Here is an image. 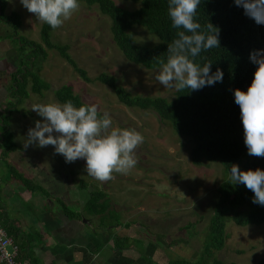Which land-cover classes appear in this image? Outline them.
<instances>
[{"label":"rangeland","instance_id":"obj_1","mask_svg":"<svg viewBox=\"0 0 264 264\" xmlns=\"http://www.w3.org/2000/svg\"><path fill=\"white\" fill-rule=\"evenodd\" d=\"M114 1L128 10L141 7V3L130 0ZM7 4L6 15L17 13L20 19L18 27V21L15 24L12 20L0 21V61L10 58L14 62L12 65L1 63L7 67L5 72L8 74L0 73V86L5 89L7 86V90L12 92L17 73L10 74L12 67L19 70L22 66L30 72L26 70V88H22L21 83L17 99H5V115L3 118L0 115V132L6 121L18 145V153L13 157L15 162L11 156L6 157L4 165L8 177L3 176L4 183L10 186L8 181L14 172L30 176L37 185L42 181L50 184L66 182L70 197L77 196L80 203L65 202L72 212L83 213L82 221L87 223V232H91V216L86 213V203L94 192H102L103 200L109 201L111 208L102 218L93 220V228L103 232L120 224L121 228L128 227L134 231L125 238L117 236V249L123 251L130 246L135 249L133 255L130 254L131 259L141 257L142 263L146 264L168 263L170 259H175V262L187 259L199 264L208 243L218 189L231 177V172L220 162L206 160L201 166L195 165L192 161L194 142L190 138L176 133L155 112L130 108L121 103L109 85L99 81L86 82L59 50L49 49L44 44L41 33L44 22L24 9L19 0H7ZM79 5L70 19L52 30L54 44L68 45L78 65L92 78L103 73L112 74L119 84L135 95L174 97L176 88H165L155 80L158 69L149 70L125 56L113 40L112 19L103 14L98 5L90 6L86 2H79ZM133 32L139 45L153 46L160 42L156 35L142 26H135ZM40 45L46 48V53L37 50ZM36 76L40 84L49 83L51 89L35 91ZM66 85L73 86L85 103L96 105L98 112H107L113 128L135 129L143 135V142L135 150L137 163L133 168L126 173H113L112 179L102 182L87 174L85 160L66 163L51 145L40 148L31 144L25 147L29 130L35 127L36 121L42 120L31 109L32 105L63 104L57 99L56 91ZM36 177L41 180H35ZM2 193L8 195V207L12 209V202L18 199L10 200L15 196L11 190L7 193L2 190ZM28 208L35 206L30 204ZM224 208L230 212L228 205ZM41 232L42 228L35 224V234ZM227 234L225 247L209 252L203 264H213L216 260L222 264H257L264 257V223L243 227L231 220L228 221ZM152 248L153 258L150 259L148 254Z\"/></svg>","mask_w":264,"mask_h":264},{"label":"trees","instance_id":"obj_2","mask_svg":"<svg viewBox=\"0 0 264 264\" xmlns=\"http://www.w3.org/2000/svg\"><path fill=\"white\" fill-rule=\"evenodd\" d=\"M141 3V7L128 10L119 6L114 0H79L90 6L98 5L101 12L112 19V37L125 56L133 63L149 70L159 69L161 62H166L168 46L178 38L179 31L172 26L168 12V0H130ZM7 0H0V20H12L19 25L20 16L17 13L7 16ZM197 22L206 28L213 24L219 30L220 46L202 51L196 62L203 66L211 62V71H223V81L213 86H206L201 90H177L172 99L163 96L135 95L118 83L114 75L103 73L96 78L89 76L81 68L69 52L68 45L57 46L51 39L53 28L43 23L41 28L44 44L49 49H57L61 56L67 60L86 82L99 81L109 85L118 96L121 103L130 108H139L155 112L163 122L173 127L179 135L190 138L194 142L192 161L201 166L204 161L220 162L229 172L233 165H238L241 170L264 169V157L249 156L244 143V128L240 116V107L234 101V91L239 88L247 90L251 84L257 65L249 57L254 50L264 49V25H258L253 19L244 14L241 7L234 4V0H201L197 9ZM15 24V23H14ZM142 26L156 35L160 42L153 46L139 45L136 43L133 29ZM37 50L46 53V48L40 45ZM21 68L14 75L15 83L12 85L11 99H15L22 88H26V77L29 69ZM27 70V71H26ZM35 91L50 90L49 83L40 84L35 78ZM56 97L61 103L72 101L74 106L80 107L85 103L71 85L63 86L56 91ZM17 99V98H16ZM89 105V104H87ZM12 114V112L10 113ZM4 115L1 116L3 118ZM6 126V121L0 132V140L5 156L18 150L16 136ZM17 180L27 187H38L33 179L27 178L22 173H17ZM102 192H94L86 204V213L91 216L103 217L108 213L111 205L104 201ZM254 193L244 185L235 184L231 177L225 180L218 189L215 213L211 219L208 243L199 264L208 259V253L213 249H222L228 238V221H233L239 226H253L264 223V206L253 203ZM224 205H228L230 212H226ZM241 208V210H239ZM64 211L71 218L82 219L83 213L72 212L67 206ZM0 213V220H4ZM4 223V222H3ZM10 235L20 246V258L24 260L31 250V245L26 240L27 236L19 238L21 231L5 224ZM120 224H116L119 226ZM120 238V236H119ZM27 242V243H26ZM171 260V261H170ZM167 264H193L187 259L175 262L170 259ZM207 264V263H206ZM213 264H222L216 260ZM264 264V257L257 263Z\"/></svg>","mask_w":264,"mask_h":264},{"label":"clouds","instance_id":"obj_3","mask_svg":"<svg viewBox=\"0 0 264 264\" xmlns=\"http://www.w3.org/2000/svg\"><path fill=\"white\" fill-rule=\"evenodd\" d=\"M19 4L53 29L62 26L80 6L79 0H19ZM200 4L201 0H168L172 26L183 30L169 44L167 60L155 74V80L165 88L198 91L223 81L221 69L212 72L211 62L203 66L196 62L202 51L220 46L218 28L211 23L202 28L196 20ZM234 4L258 25H264V0H234ZM249 59L257 70L246 91H234V101L240 107L248 155L264 157V49L254 50ZM31 109L42 120L29 130L25 147L51 145L66 163L85 160L87 174L102 182L136 165L135 150L143 135L135 129L113 128L110 115L98 112L96 105L76 107L67 101L37 103ZM230 172L235 184L254 193L253 203L264 206V169L241 170L233 165Z\"/></svg>","mask_w":264,"mask_h":264},{"label":"crops","instance_id":"obj_4","mask_svg":"<svg viewBox=\"0 0 264 264\" xmlns=\"http://www.w3.org/2000/svg\"><path fill=\"white\" fill-rule=\"evenodd\" d=\"M2 62L10 65L14 62L10 58L0 61V67H2L0 73L8 74V72H5L7 67L2 65ZM9 71L11 75H14L17 69L12 67ZM1 83L2 80H0V85ZM17 151L9 155L13 162H15L14 158L18 153ZM6 157L0 140V213L4 214L2 222L18 228L21 231L19 238L27 236L25 241L32 246L27 257L22 260L24 264H146L142 263L141 257L134 256V260L131 259L130 254L133 255L135 249L130 246L123 249V251L115 246L117 236L125 238L134 233L132 229L128 227L121 228L122 226L119 225L108 227L106 231L99 232L98 228H93V220L101 217L90 215L89 223L91 224L89 226L91 232H87L85 231L87 223L83 222L82 219L71 218L66 214L64 206L68 207V204L65 201L73 204L80 203L77 196L70 197L66 182L62 181L60 183L58 181L50 184L44 181L41 182L40 177H36L35 180L38 178L42 183L38 184L43 188V191H41L38 187L30 188L24 183H19L17 173L14 172L12 178L9 176L11 178L8 181L11 182L10 186L5 184L3 176L8 177L4 165ZM25 176L30 178V176ZM2 190L6 193L12 191L15 196L10 200L18 199L12 202V209L8 207L10 203L7 198L8 195H3ZM30 204H33L35 208L29 209L28 205ZM35 224L42 228V232L38 235L35 234ZM109 231H113V233ZM130 249H132V252ZM153 251L152 248L148 254L150 259L153 258ZM161 264H167V262Z\"/></svg>","mask_w":264,"mask_h":264},{"label":"built area","instance_id":"obj_5","mask_svg":"<svg viewBox=\"0 0 264 264\" xmlns=\"http://www.w3.org/2000/svg\"><path fill=\"white\" fill-rule=\"evenodd\" d=\"M20 246L0 221V264H24L20 259Z\"/></svg>","mask_w":264,"mask_h":264},{"label":"flooded vegetation","instance_id":"obj_6","mask_svg":"<svg viewBox=\"0 0 264 264\" xmlns=\"http://www.w3.org/2000/svg\"><path fill=\"white\" fill-rule=\"evenodd\" d=\"M7 92H9V96L7 95ZM2 95H5V97L2 98ZM7 97H10V99L12 98L10 90H7V87L5 89V88H2V86H1V88H0V115H5L3 113V109L5 107L4 102H5V99H7Z\"/></svg>","mask_w":264,"mask_h":264},{"label":"bare ground","instance_id":"obj_7","mask_svg":"<svg viewBox=\"0 0 264 264\" xmlns=\"http://www.w3.org/2000/svg\"><path fill=\"white\" fill-rule=\"evenodd\" d=\"M21 254V253H20ZM21 256V255H20ZM21 259V258H20Z\"/></svg>","mask_w":264,"mask_h":264}]
</instances>
